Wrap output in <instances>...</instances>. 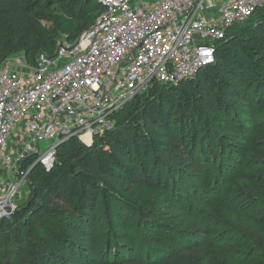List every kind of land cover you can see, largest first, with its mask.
Returning a JSON list of instances; mask_svg holds the SVG:
<instances>
[{
	"label": "trees",
	"instance_id": "16d2710c",
	"mask_svg": "<svg viewBox=\"0 0 264 264\" xmlns=\"http://www.w3.org/2000/svg\"><path fill=\"white\" fill-rule=\"evenodd\" d=\"M101 10L97 0H0V65L18 52L29 63L53 54ZM214 57L194 77L126 102L89 146L70 137L50 169L35 164L25 202L0 226V264H158L187 247L192 236L169 223L167 186L203 169L201 152L214 144L237 159L264 125V4L228 29Z\"/></svg>",
	"mask_w": 264,
	"mask_h": 264
},
{
	"label": "built area",
	"instance_id": "2783aa9c",
	"mask_svg": "<svg viewBox=\"0 0 264 264\" xmlns=\"http://www.w3.org/2000/svg\"><path fill=\"white\" fill-rule=\"evenodd\" d=\"M102 10L51 55L21 53L0 65V226L39 163L50 169L70 137L89 146L112 114L154 83L175 84L214 63L215 43L264 0H97ZM49 140L41 150L40 143ZM35 155L31 165L26 157Z\"/></svg>",
	"mask_w": 264,
	"mask_h": 264
},
{
	"label": "rangeland",
	"instance_id": "374dc122",
	"mask_svg": "<svg viewBox=\"0 0 264 264\" xmlns=\"http://www.w3.org/2000/svg\"><path fill=\"white\" fill-rule=\"evenodd\" d=\"M202 135L196 138L195 156L201 152ZM248 141L246 152L233 161L216 144L208 153L202 150L204 168L181 178V188L172 181L167 186L169 223L192 237L187 247L158 264H264V125L253 126ZM48 144L49 140L42 141L41 150ZM28 183L20 188L19 205L27 198ZM3 255L2 247L1 261ZM6 257L12 263L18 260L14 252Z\"/></svg>",
	"mask_w": 264,
	"mask_h": 264
}]
</instances>
